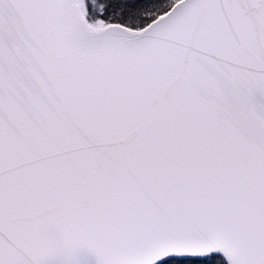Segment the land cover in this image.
<instances>
[{
	"label": "snow or ice",
	"instance_id": "obj_1",
	"mask_svg": "<svg viewBox=\"0 0 264 264\" xmlns=\"http://www.w3.org/2000/svg\"><path fill=\"white\" fill-rule=\"evenodd\" d=\"M0 264H264V0H0Z\"/></svg>",
	"mask_w": 264,
	"mask_h": 264
}]
</instances>
